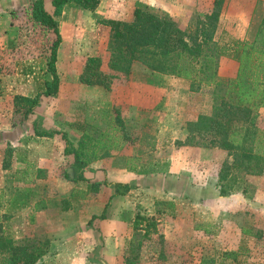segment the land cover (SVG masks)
Wrapping results in <instances>:
<instances>
[{
	"label": "rangeland",
	"instance_id": "rangeland-1",
	"mask_svg": "<svg viewBox=\"0 0 264 264\" xmlns=\"http://www.w3.org/2000/svg\"><path fill=\"white\" fill-rule=\"evenodd\" d=\"M33 1L0 0V222L8 225L10 236L14 233L22 241L45 232L30 226L28 217L31 205L46 198L51 201L52 217L59 207L77 205L71 219L70 212L64 211L68 216L64 228L69 232L70 223L85 217L86 209L96 210L104 204L113 187L99 186L93 199L83 205L77 192L86 189L87 183L103 181L129 186L118 203L131 225L124 231L122 252L115 264H125L127 259L136 264H200L203 259L213 261L205 264H264V164L261 173L252 175L248 171L255 168H233L234 156L209 147L206 136L188 135L186 130L182 142L181 134L176 135V129L182 132L199 114L210 112L216 82L225 83L235 76L236 62L216 56L217 50L234 40L252 38L264 16V0H222L220 11L207 27L201 24L212 20L215 0H175L181 8L185 6L182 1L187 2L185 11H174L171 0H164L168 9L158 11H148L138 3L132 6V0L116 12L105 6L90 12L68 4L54 16L60 34L55 63L58 91L52 97H41L23 118L20 111L14 112L15 106L23 104L15 98H34L51 80L47 62L54 37L32 20L28 6ZM45 8L52 13L49 0H45ZM136 9L174 23L190 45H194L190 38L202 44L205 57L196 64L199 81L152 71L140 59L133 61L127 74L110 67L116 46L103 21L130 23ZM91 57L99 60L101 76L96 79L105 85L80 81ZM213 69L216 75L210 81ZM116 111L124 134L112 130L118 127ZM251 115L257 131L256 152L264 156V109ZM87 125L118 137L119 147L93 162V168L92 164L86 167L80 181V171L64 153L62 137L36 136L34 128L65 133L69 148L75 149ZM122 134L131 143L124 142L119 137ZM222 169L229 170V175L219 183ZM219 185L225 186L226 196H219ZM160 202H171L173 208ZM62 220L52 221L51 227L59 228ZM79 237L73 240L74 247L82 246ZM227 251L237 253L235 262L224 258Z\"/></svg>",
	"mask_w": 264,
	"mask_h": 264
},
{
	"label": "trees",
	"instance_id": "trees-1",
	"mask_svg": "<svg viewBox=\"0 0 264 264\" xmlns=\"http://www.w3.org/2000/svg\"><path fill=\"white\" fill-rule=\"evenodd\" d=\"M101 0H49L52 13L45 8V0H34L28 6L32 20L47 28L54 39L49 47V58L47 70L51 80L46 84L45 90L34 98L16 97L23 104L15 106L14 112L26 118L32 109L39 103L41 97L54 96L58 91V76L56 72L57 50L60 44V34L54 16L61 13L63 7L68 4L78 6L83 10L93 12ZM222 0H215L213 14L210 21L202 22L201 27L211 26L213 19L220 11ZM104 24L110 27L113 44L116 46L112 53L110 67L112 69L129 73L133 61L142 60L146 68L160 73H173L174 77L196 82L200 79V69L196 67L198 58L205 57L201 43L190 45L185 40L184 34L176 28L169 20L162 21L152 13L136 9L133 21L130 23L107 19ZM252 38L234 40L224 48L217 50L216 56H224L233 59L237 64L235 76L225 83L217 81L211 95V107L208 114H199L196 120L188 122L187 132L197 134L205 138L209 147H217L234 156L232 167L247 166L252 175L262 172L264 156L257 153L254 137L256 135L255 123L252 112L264 109V16L255 28ZM203 43V42H202ZM228 52V53H227ZM147 55H150L147 61ZM153 55V56H152ZM152 61V62H151ZM149 62V63H146ZM163 63L164 66L161 65ZM97 58H88L85 63V71L80 81L87 85H105L104 81L96 79L101 76L97 67ZM216 75L215 69L211 71L209 80L213 81ZM201 82V81H200ZM203 82V81H202ZM114 122L118 127H113L115 132L123 133V122L118 111L115 112ZM240 115V116H239ZM36 136L53 137L60 135L64 142L65 155L72 157L71 166L80 171L77 179L83 181L81 172L93 162L103 159L109 155L108 152L118 146V137L111 133H98L90 125L86 126L84 138L75 149L69 148V142L65 133L60 131H38L34 128ZM97 132L95 137L93 134ZM124 134V133H123ZM119 135L124 142L131 143L126 135ZM188 138V137H187ZM249 164L253 166H249ZM226 167V166H225ZM224 168V167H223ZM227 168V167H226ZM245 168V167H244ZM228 169V168H227ZM93 171L92 169H88ZM229 170L222 169L218 175V182L226 181ZM65 178L69 179L68 175ZM73 178V177H71ZM112 186L113 196H123L129 191V186L121 183L92 182L89 183V191L97 192L99 186ZM122 187L123 192L119 191ZM219 196H226L225 186L219 185ZM111 197V198H112ZM111 198L107 200L104 210L100 216L92 217L89 221L103 219L110 205ZM159 204V203H158ZM169 209L173 208L171 202H160ZM67 209V208H66ZM39 245L43 243L38 240ZM47 243L45 242V245ZM31 246V245H30ZM28 243L16 244L8 232V225L0 222V264H38V260L46 254L39 246L30 248ZM224 258L235 262L237 253L227 251L223 253ZM213 263L211 260L203 259L200 264ZM125 264H136L133 259H127ZM235 264V263H234Z\"/></svg>",
	"mask_w": 264,
	"mask_h": 264
},
{
	"label": "crops",
	"instance_id": "crops-1",
	"mask_svg": "<svg viewBox=\"0 0 264 264\" xmlns=\"http://www.w3.org/2000/svg\"><path fill=\"white\" fill-rule=\"evenodd\" d=\"M130 1L131 0H101L96 10L103 9L105 6L106 8L109 7L110 9H113L114 12H116L122 5H128ZM170 2L174 4V11L186 10L185 6L187 2L182 1V4H185L184 8L179 7L175 0H171ZM135 3L141 4L143 7H140L148 11L168 9V7H165L166 2L164 0H132V6ZM213 3L214 2L212 1V7H214ZM192 5H194V2ZM179 134H181L180 139L182 142H184L187 136L186 129L182 130V132H180L179 129H176V135ZM93 167L94 164L90 165V168ZM87 187L88 183L84 187L86 189L77 192V195L80 198L79 203L81 205H83L85 202L88 203L91 198L93 199V194H97L99 191H89ZM113 191L114 190L112 189V191L108 193L107 200L112 197ZM69 196L70 195H68V197ZM68 197L64 198L69 200ZM121 197L123 196H113L111 198L110 205L107 208L105 217L103 219L95 218L89 222L92 217H97L102 214L107 200L104 202V204H100L98 206L99 208L96 207V210L86 209L85 217L81 218L79 216L80 218L77 223H70L72 228H70L69 232H66V228H64V223L67 222L68 218L66 212L64 211L70 212L69 219H71L73 217L70 216L76 215L75 206L77 207V205L68 204L66 207L67 209L59 207V213L56 214V217H52L50 215V211L52 210L50 198H46V200L42 199L39 203L34 202L29 208L30 213L28 222L34 229L42 228L46 234L44 232L41 235H37V237H26L22 241H17L20 240L21 237H15L13 233L12 239L18 245L20 243L23 244L24 242L28 243L29 246L31 245L28 249L29 251L33 246H39L42 251L46 252V254H44L38 260V264H115L113 261L118 258L122 252L124 231L125 229L126 231L129 230V226L131 225L130 222L127 221L128 219L125 217L126 213L124 212V209H119L120 203L118 202H121L119 201ZM80 212L83 213V211ZM58 214L60 215L58 216ZM83 218H86V223L82 225ZM60 219L63 220L60 222L61 225H58L59 228L51 227V224H54L52 221H55V224H57ZM12 227L13 224L11 223V230L13 231ZM50 227L54 232H50ZM77 227L82 228L81 233L76 230ZM79 236L83 238L82 246L74 247L75 243H73V240H77V237ZM38 240H40L43 244L39 245ZM45 242L47 243L46 245Z\"/></svg>",
	"mask_w": 264,
	"mask_h": 264
}]
</instances>
